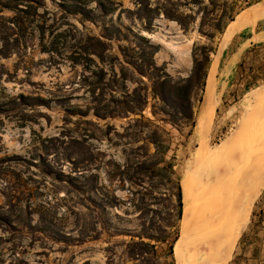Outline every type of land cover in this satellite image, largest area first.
Listing matches in <instances>:
<instances>
[{
  "label": "rangeland",
  "instance_id": "1",
  "mask_svg": "<svg viewBox=\"0 0 264 264\" xmlns=\"http://www.w3.org/2000/svg\"><path fill=\"white\" fill-rule=\"evenodd\" d=\"M112 1L116 11L104 16L94 0H86L97 11V22L63 14L56 3L47 1L52 14L27 18L24 25L0 26V47L10 52L8 57L0 56V103H9L0 113V158L48 152L54 167L68 173L72 164L65 156L73 152L84 176L83 191L78 195L66 184L43 178L36 168L12 163L11 172L21 173L29 188L43 192L36 200L50 202L48 215H53L56 229L70 235V241L56 242L26 230L16 232L0 222V238L8 240L0 241L2 264L16 258L21 264H171L173 259L176 264L175 250L173 259L169 251L181 236L182 219L176 220V190L163 178V166L175 172L180 184L186 172L205 171L209 180H217L228 192L244 183H248L246 190L255 185L261 193L226 264H264V90H260L264 89V0H150L144 20L138 18L133 0ZM2 15L14 16L9 10ZM254 18V25L238 31L223 45L232 22ZM42 23L44 32L38 27ZM106 23L142 33L158 45L156 64L176 79L191 74L195 49L202 53L201 58L211 53L208 79L213 72L215 108L201 132L197 126L207 86L194 101L195 125L170 123L164 110L174 111L166 108L152 81L128 64L122 63L123 71L121 60L111 59L115 54L121 57L119 44H133L129 49L133 54L138 48L135 45H140L136 40L111 41L105 61L96 55L104 48L91 38L100 36ZM21 95L29 97L27 103L32 105H22ZM39 97L46 100L45 105H38L35 98ZM112 98L131 101L136 114H127ZM13 99L16 102L10 103ZM107 106H119L120 115L103 119L94 114L96 110L107 112ZM74 107L89 113L80 116L66 111ZM224 142L226 153L210 159L207 151ZM140 162H156L153 173H141ZM221 165L225 175L218 178ZM3 172L0 170V213L15 216L3 195L14 184L6 186L2 179L13 182L14 175L6 177ZM114 196L116 207L104 211L100 206ZM152 222L156 228L176 223L177 231L169 229L166 242H153L156 259L143 253L138 260L130 258L131 234L144 232L141 224Z\"/></svg>",
  "mask_w": 264,
  "mask_h": 264
},
{
  "label": "trees",
  "instance_id": "2",
  "mask_svg": "<svg viewBox=\"0 0 264 264\" xmlns=\"http://www.w3.org/2000/svg\"><path fill=\"white\" fill-rule=\"evenodd\" d=\"M47 1L52 2V4L56 3L63 14L69 16H80L83 21H98V16L96 15L97 11L93 8H90L87 5L86 0H60V2H56V0H0V26H6V24L10 27H15L16 25H24L27 18H43L48 14H52ZM94 1L96 2L97 10L101 13V15L108 16L117 9L116 3L112 0ZM133 1L137 5V11L139 15L138 18L140 20L146 19L145 11L151 9L149 2L150 0ZM4 10L11 11L14 14L13 18H6V16L2 15V12ZM126 11L128 13H134L131 9H127ZM38 27L40 29L42 28L43 32L45 31V26L43 25V23ZM102 29L103 30L100 36L91 38L93 41H96L104 48L103 53L100 54V56L96 54L99 59L101 61L107 60L108 56H106L105 53L110 50L111 41L116 40L129 42L131 38L132 40H136L140 45H135V47H138L137 49L132 48L134 52L133 54L129 53V49L133 44H131V46H122L121 44H119L121 57L115 54L111 57L112 61L121 60V62L119 63L123 71L125 69V66L122 63L128 64L133 68L134 72L139 73L143 76H147L152 81L154 91L164 102L166 108H170L172 109V111H174V113H171L168 110H164L165 114L170 117V123L178 125V123L183 122L185 124L187 123L191 126H194V101L199 94L203 95L206 90L209 67L211 64V53L201 58L202 53L198 52V48L195 49L191 74L186 78L176 79L171 76L165 68L160 67L156 64L154 56L158 52L159 46L150 41V39L144 36L142 33H135L129 28L124 29L120 25L112 24L110 26V24L107 23L104 24ZM3 48L4 47H0V56L8 57L10 52H8V50H4ZM75 61L77 64L79 63L78 60ZM127 69L129 68L127 67ZM124 75L125 77H127L126 74ZM125 77L124 79L129 80ZM201 98L202 96L197 100L200 101ZM18 99L21 100L22 105H32L27 103V99H30L29 97L21 95ZM35 99L39 101L38 105H45L46 100H44L43 98L39 97ZM12 102L15 103V99L10 101V103ZM111 102L114 104H121L122 107L124 106L127 114H136L137 110L134 107L130 106L131 101L129 100L112 98ZM8 104V102L0 103V113H3V111L6 110L5 106H8ZM118 107L119 106L113 109L107 106V112L96 110L94 114L97 117L103 119L114 117L116 115H120L118 114ZM66 111L71 115L74 114L80 116H86L89 113L88 111L85 112L80 107L66 108ZM42 147L48 146H45V143H42ZM50 155L51 154H49L48 152L40 151L36 154L33 153L25 157L20 155H13L0 158V170L3 169L5 171L3 172V175L6 177H9V174L14 175L13 179L14 181H17L16 183H14V181L12 182V180L2 178L6 186H8L10 183L14 184L13 186L11 185L10 191H4L3 195L6 199V207L8 209L12 208L15 211L16 215L12 216L13 214L2 212L0 213V222L3 225L9 226L16 232L22 233L26 230L28 234L33 233L34 235H36L39 233L42 235H46V237L56 242L67 243L68 241H70V235H68L63 229H56L53 215L50 213L48 215L47 213L48 208L46 206L49 205L50 202L45 200H36L37 197L43 196V192H38L35 189L29 188L27 186V181L24 180L21 173L10 171V168H12V163L23 165L24 167H27L29 169L36 168L37 172L40 173L43 178H48L55 182L66 184L70 186L78 195H80L83 191L82 187L84 185V176L81 171V162L79 158H77V156H74L73 152H69L67 156H65V161L72 164L71 171L65 173L62 168L59 170L54 167V162L49 158ZM137 166H139L138 168H140L141 173H153V167L156 166V162L155 164L153 162L149 165L145 162H140L137 164ZM118 168L120 169V166H118ZM163 173V178L166 180V182L168 184L171 183L172 186L175 187L176 193H173L176 198L175 216L176 220L179 221L183 219L182 216L184 212V191L182 190L183 185L181 187L182 182L180 184L179 178L170 167L163 166ZM96 177L97 175L93 176V178ZM114 197H108V200H106L104 204L102 203L103 206L101 205L100 207L104 211H107L113 206L116 207V204L113 203H116L117 200L114 201L113 199H116L117 197ZM24 201H27V203L22 204ZM32 201H34L35 204H32ZM106 204L109 206H106ZM68 210L71 211L70 209ZM33 217H37V219L34 220ZM107 225H110V222H107ZM141 226L144 227V232L131 234V241L127 245V248L129 250L128 255L134 260H138L140 256H143V254L149 255L151 257V260L156 259L157 251L156 246L153 242H166L168 240V236L166 235L169 234L170 230L176 229L177 231L176 223L172 224L171 222L163 224V228L161 226H158L156 228L155 222H152V224L149 226H146L145 224H141ZM177 237L178 232H176V237L174 240H176ZM0 241L3 243H7L8 240L1 237ZM175 245L174 243H172L170 246L169 255L172 257V259L174 256L173 249L175 248ZM21 261V259L16 258L15 260L11 261L10 264H21ZM0 263L2 264V260H0ZM171 264H175L174 259Z\"/></svg>",
  "mask_w": 264,
  "mask_h": 264
},
{
  "label": "bare ground",
  "instance_id": "3",
  "mask_svg": "<svg viewBox=\"0 0 264 264\" xmlns=\"http://www.w3.org/2000/svg\"><path fill=\"white\" fill-rule=\"evenodd\" d=\"M241 21L239 20L230 24L228 30H226L227 32L222 42L224 46L229 41L230 37L235 33L242 31L246 26L254 25L256 19L254 18L253 21L248 22ZM213 76L214 74L212 72L208 79L206 97L204 99V105L199 117V123L197 127L200 132L204 128L205 122L209 116H211L215 108V88L212 81ZM260 90L262 91L264 89L260 88ZM258 92L260 93L259 90ZM227 142L220 144L217 149L207 151L210 159L211 157H213V159L218 158L222 152L226 153L225 150H227ZM230 144L232 143H229V145ZM204 154L205 153H203V155ZM216 161L218 160H214L213 162ZM206 164L208 166V163ZM214 166L217 167L216 165ZM200 167H202V165ZM221 167L222 168L219 167L220 169L218 168L219 170L216 172L218 173V178H221L225 175V167H223V165H221ZM232 175L234 174L232 173ZM236 177L233 176L232 178ZM209 179L211 178L208 177V174L205 171L202 173L196 172L194 175H192V173L186 172L181 179L184 191V212L181 236L176 242L174 248L177 264H226L235 243L238 241L245 226H248L246 224L247 221H249L248 218L253 202L256 200V196L261 193H259L258 188L256 189L255 185L251 184L246 190L248 183H244L241 188L234 192H228L224 186H220V183L217 180L214 182V179ZM245 181L249 182L248 180Z\"/></svg>",
  "mask_w": 264,
  "mask_h": 264
}]
</instances>
